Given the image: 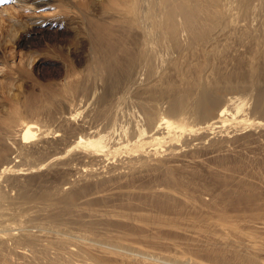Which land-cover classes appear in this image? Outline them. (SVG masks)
<instances>
[{"label":"rangeland","instance_id":"374dc122","mask_svg":"<svg viewBox=\"0 0 264 264\" xmlns=\"http://www.w3.org/2000/svg\"><path fill=\"white\" fill-rule=\"evenodd\" d=\"M41 1L0 0V264H264V0ZM110 45L137 84L97 107ZM162 115L184 130L152 141Z\"/></svg>","mask_w":264,"mask_h":264},{"label":"bare ground","instance_id":"6f19581e","mask_svg":"<svg viewBox=\"0 0 264 264\" xmlns=\"http://www.w3.org/2000/svg\"><path fill=\"white\" fill-rule=\"evenodd\" d=\"M32 1H34V3H36L35 5H32V4H26V6L28 5V7H30V8H37L38 6H43V5H46L47 4V2H43V1H41V0H32ZM36 1V2H35ZM23 6V5H22ZM40 14H37V13H31V15H30V19L34 22V23H36V24H42L43 23V19H42V17L41 16H39ZM117 20V19H116ZM136 21V19L135 18H133V17H130V19H129V21H128V19H126V18H122V19H120V20H117V22L118 23H121V24H124V25H129V23H134ZM91 23H93V25L96 27V29L97 30H101L102 29V27H103V25H100L99 23H98V21H94V20H91ZM234 28H236V27H234ZM233 28V29H234ZM100 34H101V32H100ZM89 38V37H88ZM95 40H98L99 41V38L98 37H93ZM92 38V39H93ZM91 39V38H90ZM91 39V40H92ZM95 42H97V41H95ZM135 42V41H134ZM98 43V42H97ZM92 44H94V43H92ZM113 44H115L114 42L111 44V45H113ZM128 44V43H127ZM137 45H138V43H136ZM110 45V46H111ZM117 45H119V44H117ZM117 45H115V47H110L109 49H107L108 51H106L105 49L103 50V51H99L98 53H100V56L102 57V59H101V62H102V65L104 66V67H107V69H112L113 67H114V63H116L118 60V58L116 57V55H117V51H119L118 53L121 55V53H123L129 60L127 61V62H125L124 64V67H123V69H120L122 72H123V74H122V77L120 78L121 80V82L119 81L118 82V76L115 74V68H114V71L113 72H111L110 74H109V81L108 82H103V84H101V89L98 91V88L96 89V87H95V89H94V86H93V88L92 89H90L91 90V92L89 93V94H87L88 95V98L90 99H92V100H94L98 105H97V107H100L103 103H105L106 101H108V100H110L111 98H117V99H119V93H121L122 91H123V88L124 87H127V86H129V85H136L137 84V81L135 80V73H136V70L137 69H134V65H133V63H132V61H131V59H134V58H137V54H138V49L135 51H132V52H129V51H131L130 50V48H129V50L128 49H119L118 48V46ZM93 46V45H92ZM95 46V45H94ZM131 47V46H130ZM135 47L137 48V46L135 45ZM134 47V48H135ZM94 48V47H93ZM99 48H100V46H99ZM95 49V48H94ZM101 49V48H100ZM102 50V49H101ZM118 57H121V56H119L118 55ZM120 61V60H119ZM139 63V62H138ZM116 65H118V63L117 64H115V66ZM136 65H137V63H136ZM119 66V65H118ZM117 66V67H118ZM122 66V65H121ZM119 69V68H118ZM116 70H117V68H116ZM100 77H101V75H100ZM103 77V76H102ZM80 88V87H79ZM159 89V87H157V88H155V90H158ZM162 89H159L158 91H161ZM86 96V95H85ZM122 97V96H121ZM241 99V98H240ZM85 100V99H84ZM234 100V99H233ZM243 100V99H242ZM93 101V102H94ZM117 101V100H116ZM228 101H230V100H228ZM84 102V101H83ZM90 101H88V103H89ZM231 102V101H230ZM229 102V103H230ZM233 102V101H232ZM107 103V102H106ZM226 103H228L227 101H226ZM226 103H224L220 108H218V111H217V113L215 114L216 115V117H215V119H213V121H212V123L211 124H204V125H202V126H200L199 128H204V127H207V126H212L213 125V123L214 122H216V121H223L222 119H220V118H222L226 113H227V110H228V104H226ZM234 103V102H233ZM108 104H109V102H108ZM107 104V105H108ZM240 104V103H239ZM244 104H245V102H244ZM106 104H103L102 106H105ZM242 106V105H241ZM70 107V106H69ZM92 107V106H91ZM104 107H102V109H103ZM236 108V107H235ZM67 109V108H66ZM101 109V110H102ZM94 110V109H93ZM96 110H97V108H96ZM238 110V109H237ZM90 111H91V109H90ZM98 112H100V111H98ZM102 112V111H101ZM72 116V115H71ZM103 115H99V117H102ZM62 117V116H61ZM69 118V117H68ZM97 118V117H96ZM102 118H105L106 119V116L104 117H102ZM68 120V119H67ZM108 120V119H107ZM57 121V120H56ZM94 121V120H93ZM70 123V122H69ZM24 126H23V128H22V130H21V132H20V136H19V142H20V147L21 146H24L25 145V143L28 141V140H30L31 138H34V136L35 135H37L36 133H40V135H44V136H46V134H45V130H41V126L39 125V124H37L36 122H31V121H28V122H25L24 124H23ZM93 125H95V124H93ZM182 124H181V120H180V122L178 121V122H174V121H172V120H170L169 118H166V115H162V116H160V117H156V119L154 120V126H153V128H152V130L151 131H149V133H150V135L148 136L152 141L154 140V141H156V142H165L166 141V139H168V138H170V137H172V138H177L178 137V135H176L175 136V130L174 129H176V128H179L180 130L181 129H183L184 130V127L183 126H181ZM93 127V126H92ZM97 127V126H96ZM244 127V126H243ZM45 128V127H44ZM80 128V127H79ZM198 128V129H199ZM93 129V128H92ZM160 129H165L166 131L164 132V131H160V132H158ZM47 130V129H46ZM51 130V129H50ZM63 130V129H62ZM80 130V129H79ZM140 130V136L141 137H138L137 139H135L133 142H131V144H132V146H131V148L132 147H136V148H139L140 150L142 149V146H143V144H145V142H144V140L145 139H143L142 137H144V135H146L147 133H148V131H146L145 130V128L143 127V128H141V129H139ZM40 131H42V132H40ZM49 130H47L46 132H48ZM189 131H192V128H189ZM50 132V131H49ZM48 132V133H49ZM38 133V134H39ZM53 133V132H52ZM55 133H56V131H55ZM50 134V133H49ZM92 134V133H91ZM96 134V133H95ZM159 134V135H158ZM55 135H59V133H56ZM98 135V134H97ZM43 136V137H44ZM106 139V138H105ZM132 141V140H131ZM146 141V140H145ZM110 142H112V141H110ZM126 142H128V141H126ZM75 144H76V146L75 147H77V146H79V148L80 147H82L83 149H85V150H87V151H89L90 153H88V152H86V153H88V154H90L89 156L91 157H94V156H97V158H98V156H99V158H98V160H100V162L101 161H103L104 160V158L102 159L100 156H102V155H106L107 153H105L106 151L108 152V153H115L117 150H118V147L117 148H115V146L113 147V146H108V144L105 142V140H104V136H97V138H95L94 139V137H91V136H79L77 139H76V141H75ZM110 144V143H109ZM113 144V143H112ZM122 144V143H121ZM128 144V143H127ZM17 145H18V143H17ZM35 146H36V144H34ZM115 145V144H114ZM123 146L122 147H124V144H122ZM27 146V145H26ZM119 146V145H118ZM121 146V145H120ZM129 146V145H128ZM127 146V147H128ZM25 147V146H24ZM23 147V148H24ZM28 147V146H27ZM22 148V149H23ZM6 151H8V150H6V147H4V145L2 144V142L0 141V177L1 176H3V175H5V173L8 171V170H10V168H9V158H8V156H7V153L8 152H6ZM83 151V150H82ZM16 152V151H15ZM105 153V154H104ZM155 153H156V151H155ZM11 154V153H10ZM106 157V156H105ZM96 158V159H97ZM94 159H95V157H94ZM95 159V160H96ZM34 168V167H33ZM31 169V168H30ZM17 170H23L22 168H17L16 169V171ZM15 171V172H16ZM19 173H21L22 171H18ZM0 236L2 237V235L0 234ZM5 236V235H4ZM0 237V238H1ZM3 239H1V241H2ZM218 241V240H217ZM221 242L222 241H224V240H220ZM81 243H83V241H81ZM220 244V243H219ZM223 245L225 244L226 245V243H222ZM82 245V244H81ZM229 245V244H228ZM144 261V260H143ZM146 261V260H145ZM155 262H158V261H155ZM153 263V262H152ZM154 264H165L164 262H158V263H154Z\"/></svg>","mask_w":264,"mask_h":264}]
</instances>
